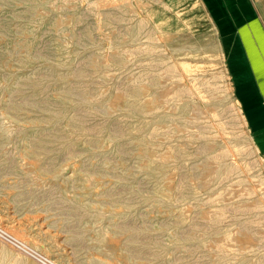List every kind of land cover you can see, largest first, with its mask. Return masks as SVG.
<instances>
[{
  "label": "rangeland",
  "instance_id": "obj_1",
  "mask_svg": "<svg viewBox=\"0 0 264 264\" xmlns=\"http://www.w3.org/2000/svg\"><path fill=\"white\" fill-rule=\"evenodd\" d=\"M163 10L0 0V216L28 215L56 264H220L222 238L264 264V160L222 50L208 24ZM216 214L230 225L211 228Z\"/></svg>",
  "mask_w": 264,
  "mask_h": 264
},
{
  "label": "crops",
  "instance_id": "obj_2",
  "mask_svg": "<svg viewBox=\"0 0 264 264\" xmlns=\"http://www.w3.org/2000/svg\"><path fill=\"white\" fill-rule=\"evenodd\" d=\"M145 1H162L163 11H183L189 25L210 26L230 72L231 90L264 160V0Z\"/></svg>",
  "mask_w": 264,
  "mask_h": 264
},
{
  "label": "bare ground",
  "instance_id": "obj_3",
  "mask_svg": "<svg viewBox=\"0 0 264 264\" xmlns=\"http://www.w3.org/2000/svg\"><path fill=\"white\" fill-rule=\"evenodd\" d=\"M139 2L143 5V6H146V5H149V4H151L150 2H144V1H141V0H139ZM160 2V1H159ZM159 4V3H158ZM168 7V6H167ZM165 9V8H164ZM169 9V8H168ZM62 25V24H61ZM139 25V24H138ZM62 28V27H61ZM136 28V27H135ZM57 29H60V28H57ZM133 30V29H132ZM134 32V31H133ZM138 32H140V31H138ZM144 32V31H143ZM150 32V31H149ZM57 33V32H56ZM59 33V32H58ZM148 34V33H147ZM192 36V35H191ZM186 37H188V36H186ZM194 37V36H193ZM179 38V37H178ZM203 38V37H202ZM207 38V37H206ZM205 39V38H204ZM160 40V39H159ZM181 40V39H180ZM198 40V39H197ZM182 42V41H181ZM150 43H152L151 41H150ZM157 43V42H156ZM155 43V44H156ZM186 44V43H185ZM200 44V43H199ZM180 45V44H179ZM171 46V45H170ZM208 47V46H207ZM209 48V47H208ZM184 50V52L186 51V49H183ZM182 50V51H183ZM187 50H189V49H187ZM191 50H193V49H191ZM186 53H187V51H186ZM162 55H166V54H162ZM197 55V54H196ZM206 56V55H205ZM207 57V56H206ZM70 60V59H69ZM163 60V59H162ZM180 60V59H179ZM183 60H184V58H183ZM199 60V59H198ZM201 60V59H200ZM181 61V60H180ZM190 62V61H189ZM203 63V62H202ZM164 64V63H163ZM169 64V63H168ZM183 65L185 64L184 62L182 63ZM187 64V63H186ZM188 64H190V63H188ZM199 64H201V63H199ZM148 65V64H147ZM147 65H145V66H147ZM151 65V64H150ZM157 66V65H156ZM155 66V67H156ZM163 66V65H162ZM178 66V65H177ZM188 66V65H187ZM148 67H150V66H148ZM165 67V66H164ZM164 67H162V68H164ZM180 67V66H179ZM184 68H185V66H183ZM157 68V67H156ZM161 68V69H162ZM174 68V67H173ZM182 68V67H181ZM170 69H172V68H170ZM145 70V69H144ZM143 69H142V71H144ZM150 70V69H149ZM152 70V69H151ZM179 70V69H178ZM181 70V69H180ZM179 70V71H180ZM148 72V71H147ZM153 72V71H152ZM174 72V71H173ZM136 73H138V72H136ZM175 73V72H174ZM80 74V73H79ZM141 74V76L142 77H145L146 76V71H144V72H142V73H140ZM151 74V73H150ZM184 74V73H183ZM206 74H210V73H207L206 72ZM211 74H213L212 72H211ZM82 75V74H81ZM80 75V76H81ZM139 75V74H138ZM193 75V74H192ZM200 75V74H199ZM199 75H197V76H199ZM202 75V74H201ZM148 76V75H147ZM213 78V77H212ZM211 79V78H210ZM221 79V78H220ZM215 81V80H214ZM205 82V81H204ZM228 85V89L231 91V86H230V82L227 84ZM74 91H78V89L77 90H74ZM195 91V90H194ZM79 92V91H78ZM201 92V91H200ZM204 92V91H203ZM205 94V93H204ZM174 98V97H173ZM203 98H204V96H203ZM223 99V98H222ZM206 100V99H205ZM210 99L208 98V101H209ZM225 100V99H224ZM221 101V100H220ZM224 102V101H223ZM209 103V102H208ZM221 103V102H220ZM228 102L226 101V104H227ZM38 104V103H37ZM205 104V103H204ZM210 104V103H209ZM213 104V103H212ZM225 104V103H224ZM44 106V105H43ZM215 107V106H214ZM185 108H187L186 106H185ZM93 109V108H92ZM91 109V110H92ZM182 109H183V107H182ZM224 109L226 110L227 108H226V105H224ZM67 110V109H66ZM66 110H65V112H66ZM69 111V110H68ZM185 111V110H184ZM239 113L241 112V108H239ZM91 112V111H90ZM188 112V111H187ZM216 112V111H215ZM218 112V111H217ZM93 113H94V111H93ZM184 113V112H183ZM66 115V114H65ZM210 115H211V113H210ZM131 117V116H130ZM230 117V116H229ZM229 117H227L228 119H229ZM86 115H81V114H79V115H73V117H72V122L71 123H73V126L75 127V128H77L79 131H81L82 130V128H83V126H84V123H85V121H86ZM92 119V118H91ZM199 119V118H198ZM241 119V118H240ZM167 121V120H166ZM219 121H220V119H219ZM224 121H225V119H224ZM223 121V122H224ZM90 122V121H89ZM222 122V121H221ZM234 122V121H233ZM237 122V121H236ZM188 123V122H187ZM88 125V124H87ZM239 126V125H238ZM85 127V126H84ZM87 127V126H86ZM228 127H230V126H228ZM85 129V128H84ZM223 129V128H222ZM227 129V128H226ZM225 129V130H226ZM231 129V128H230ZM236 129V128H235ZM149 130V129H148ZM151 130V129H150ZM224 130V129H223ZM232 130H233V128H232ZM223 132V131H222ZM240 132V131H239ZM234 133V132H233ZM232 134V133H231ZM240 134V133H239ZM237 136V135H236ZM233 137V136H232ZM215 139H218V138H216L215 137ZM229 139V138H228ZM242 139V138H241ZM162 141V140H161ZM213 141H214V139H213ZM230 141V140H229ZM239 141H240V139H239ZM214 142H216V141H214ZM232 142V141H231ZM213 143V142H212ZM211 143V144H212ZM227 145V144H226ZM238 145V144H237ZM212 147H213V145H212ZM216 148H218V147H216ZM226 148V147H225ZM240 148V147H239ZM239 148H238V150H239ZM229 152V151H228ZM242 152V151H241ZM217 154V153H216ZM244 154V153H243ZM246 154V153H245ZM218 155V154H217ZM230 155V154H229ZM236 155V154H235ZM245 156V155H244ZM230 157V156H229ZM240 157V156H239ZM237 158H238V156H237ZM245 158V157H244ZM247 158V157H246ZM232 159H234V158H232ZM231 159V160H232ZM247 159H249V158H247ZM229 160V159H228ZM227 160V161H228ZM236 160V159H235ZM226 161V162H227ZM239 161H243V160H239ZM219 163V162H218ZM231 163V162H230ZM233 163V162H232ZM242 163V162H241ZM246 163V162H245ZM245 163H244V165H245ZM220 164V163H219ZM234 165H236V164H234ZM243 165V164H242ZM243 165V166H244ZM225 167H226V165H224ZM227 166H228V164H227ZM232 166H233V164H232ZM246 166V165H245ZM217 167V166H216ZM235 169H236V167H234ZM243 168H246V167H243ZM215 169V168H214ZM213 171V170H212ZM245 171V170H244ZM25 172H27V171H25ZM216 172V171H215ZM28 173V172H27ZM30 174H32L33 175V173H30ZM222 174V173H221ZM210 175H211V173H210ZM210 175H208V176H210ZM216 175V174H215ZM257 175V174H256ZM212 176H214V175H212ZM219 176V175H218ZM248 176V175H247ZM232 177V176H231ZM253 177V176H252ZM258 177V176H257ZM235 178V177H234ZM237 178V177H236ZM208 179H209V177H208ZM207 179V180H208ZM244 179V178H243ZM248 180H249V178H247ZM250 179H251V177H250ZM206 180V179H205ZM219 180V179H218ZM222 180H223V178H222ZM206 182V181H205ZM224 182V181H223ZM244 182V181H243ZM235 183V182H234ZM241 184V183H240ZM261 184V183H260ZM263 184V183H262ZM206 185V184H205ZM251 185V184H250ZM256 185V184H255ZM207 186V185H206ZM235 186H237V185H235ZM254 186V185H253ZM208 187V186H207ZM210 187V186H209ZM234 187V186H233ZM243 187V186H242ZM237 188V187H236ZM235 188V189H236ZM238 189V188H237ZM243 189H244V187H243ZM249 189V188H248ZM257 189V188H256ZM245 190V189H244ZM255 190V189H254ZM236 191V190H235ZM239 191V190H238ZM240 191H242V189L240 190ZM250 191V190H249ZM241 193V192H240ZM244 193V192H243ZM249 193V192H248ZM255 193V192H254ZM236 194V193H235ZM250 194V193H249ZM251 195V194H250ZM258 195V194H257ZM164 196V198H168L166 195H163ZM246 196V195H245ZM248 196V195H247ZM254 196V195H253ZM260 196V195H259ZM256 197V196H255ZM237 198V197H236ZM258 198V197H257ZM165 199V200H166ZM242 199V198H241ZM253 201V200H252ZM263 203V202H262ZM235 204H237V203H235ZM240 204V203H239ZM248 204V203H247ZM238 205V204H237ZM254 205H256V204H254ZM249 206V205H248ZM247 206V207H248ZM237 207V206H236ZM239 208V207H238ZM252 209V208H251ZM256 209V208H255ZM254 209V210H255ZM259 209H261V208H259ZM215 210V209H214ZM212 211V210H211ZM220 212V211H219ZM240 212V211H239ZM262 212H263V210H262ZM246 213H247V211H246ZM211 215V214H210ZM213 215V214H212ZM34 216V215H33ZM32 216V217H33ZM30 217V216H29ZM39 217V216H38ZM38 217H36L35 219H33V221L34 220H36V221H39L38 223L40 224L39 226H40V228L38 229L39 231H41L44 235H46L47 236V238H51V237H53L54 236V234L49 230V229H47L46 228V226H45V224H43V222L45 221V220H42V219H40V217L38 218ZM226 215H221V214H216V215H214V217H213V220H212V226H211V228H213V229H218V228H227L228 227V221H227V219H226ZM244 217H248V216H237V217H234V220H241V219H243ZM249 218V217H248ZM179 219V218H178ZM180 219L181 220H185V219H187V215L186 214H184V215H182L181 217H180ZM262 220V219H261ZM30 221V218H28V215H27V217H24L23 219H20V218H16V217H14V216H11V215H7L6 217H2V216H0V264H22V262L23 261H27L26 263L27 264H56L55 262H53V261H51L50 259H49V257L47 256V252L46 251H49V250H46V248L45 247H43V244L41 245V244H39V243H37V241L36 240H34L32 237H30V236H27L26 235V229H24L23 227L26 225L25 223H28ZM40 221H43V222H40ZM232 221V220H231ZM254 221H249V223H253ZM30 224V223H29ZM230 225V224H229ZM191 226V225H190ZM36 227V226H35ZM220 230V229H219ZM53 234V235H52ZM104 233H102V235H103ZM227 234V233H226ZM41 235V234H40ZM43 235V236H44ZM101 236V235H100ZM104 236V235H103ZM110 237H109V241H110ZM59 241V240H58ZM58 241L57 242H53L54 243V247L55 248H58L59 250H61V248H60V246H59V244H60V242H59V244H58ZM107 241V240H106ZM228 240H224L223 238H222V240L221 241H219V249H220V251H221V253H223V257H221L220 258V264H244V259H242L241 257H240V247L239 248H234V247H231L230 245H229V243L227 242ZM231 243V242H230ZM237 243H238V241H237ZM239 244V243H238ZM27 246L28 245V247L30 248V250H27L26 248H24V247H22V246ZM170 245V244H169ZM172 246V245H171ZM14 247L15 248H17L15 251H17V252H15L14 251ZM27 247V248H28ZM235 247H236V245H235ZM13 249V250H12ZM114 251V250H113ZM20 253L24 256V258L22 257V255H20ZM250 253V252H249ZM243 255V254H242ZM249 255V254H248ZM9 256H11V257H9ZM56 256V255H55ZM102 257V256H101ZM23 258V259H22ZM93 259L95 260L94 261V264H113V263H111L110 261H105V260H103V259H101V258H99V257H97V256H93ZM246 259V258H245ZM247 260V259H246ZM113 261V260H112Z\"/></svg>",
  "mask_w": 264,
  "mask_h": 264
}]
</instances>
